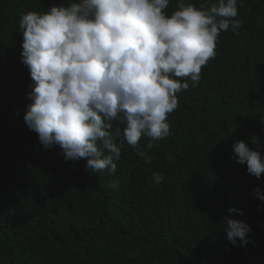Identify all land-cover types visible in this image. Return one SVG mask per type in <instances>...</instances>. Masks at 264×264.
Instances as JSON below:
<instances>
[{"label": "trees", "instance_id": "1", "mask_svg": "<svg viewBox=\"0 0 264 264\" xmlns=\"http://www.w3.org/2000/svg\"><path fill=\"white\" fill-rule=\"evenodd\" d=\"M64 3L0 0V264H264V201L253 193L264 174L233 158L240 140L264 155V0H243L241 27L220 33L196 87L185 78L171 135L151 149L142 137L151 163L125 141L112 174L45 150L24 121L33 81L20 20ZM175 10L170 0L165 12ZM110 123L119 142L124 126ZM225 216L250 226L246 246L226 240Z\"/></svg>", "mask_w": 264, "mask_h": 264}, {"label": "clouds", "instance_id": "2", "mask_svg": "<svg viewBox=\"0 0 264 264\" xmlns=\"http://www.w3.org/2000/svg\"><path fill=\"white\" fill-rule=\"evenodd\" d=\"M169 4L65 0L47 12L22 16L21 62L33 81L24 121L45 150L58 146L65 161L86 159L87 169L112 174L126 141L151 163L139 147L142 137L151 149L171 135L167 117L178 107L177 93L189 88L185 78L196 87L202 66L216 56L220 33L241 27L234 18L243 0H201L199 6L176 0L177 10L168 15ZM113 120L124 126L119 142L121 128L113 131ZM233 150L236 162L261 178L264 155L243 140ZM163 179L153 173L155 184ZM253 193L264 201L258 186ZM224 221L229 244L246 246L250 226L230 216Z\"/></svg>", "mask_w": 264, "mask_h": 264}]
</instances>
